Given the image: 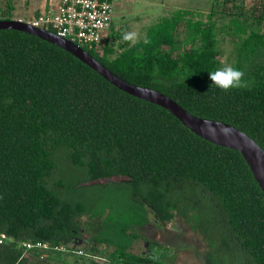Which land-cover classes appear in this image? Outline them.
<instances>
[{
    "label": "trees",
    "instance_id": "1",
    "mask_svg": "<svg viewBox=\"0 0 264 264\" xmlns=\"http://www.w3.org/2000/svg\"><path fill=\"white\" fill-rule=\"evenodd\" d=\"M215 14L203 20L181 8L119 51L81 47L127 82L228 123L264 150V27L228 12V29H218ZM227 30L236 38L231 65L248 86L225 92L210 88L208 71L220 67ZM150 212L159 222L179 217L202 237L207 264H264V195L239 151L199 137L61 47L0 29V233L13 239L0 243V264H38L41 251L22 241L62 252L76 243L82 216L100 219L85 252L102 245L109 264H163L130 250Z\"/></svg>",
    "mask_w": 264,
    "mask_h": 264
},
{
    "label": "rangeland",
    "instance_id": "2",
    "mask_svg": "<svg viewBox=\"0 0 264 264\" xmlns=\"http://www.w3.org/2000/svg\"><path fill=\"white\" fill-rule=\"evenodd\" d=\"M44 0H0V10H6L7 4H13L14 10L12 18L24 16V11H33L38 8ZM182 4L190 10L194 17L207 19V15L214 11L213 21L218 29L225 26L228 29L230 25V13H244L248 18L246 23L251 28L261 29L264 27L263 20L258 19L259 15L264 14V0H115L113 9V25L108 30L103 43H107L115 51H119L120 45H126L122 39L125 32L135 31L138 34V40L144 37L145 29L151 24L157 22L162 16H169L177 4ZM186 4V5H185ZM170 7L168 10L159 9ZM189 7V8H188ZM26 20V19H25ZM114 33L112 35L111 33ZM120 33L121 36H117ZM184 34V22H180L177 28V37L182 39ZM220 49V67L224 64H231L234 58V46L236 38L223 31L218 36ZM103 45V44H102ZM198 46V42L183 46L181 50ZM81 223L79 238L82 243L68 244L62 252L41 251L39 258H34L38 264H109L107 262L108 250L104 246L97 247L98 253L85 252L100 224V219H90L82 216L79 219ZM138 237L131 247L133 253L142 254L153 251L160 255L164 264H206L204 253L206 252L205 242L197 233L190 230L188 225L179 217L172 219L164 224L155 222V217L150 212L149 222L136 229ZM78 239V238H77ZM87 241L88 243H86ZM146 242L149 244L146 245ZM162 251V252H161Z\"/></svg>",
    "mask_w": 264,
    "mask_h": 264
},
{
    "label": "water",
    "instance_id": "3",
    "mask_svg": "<svg viewBox=\"0 0 264 264\" xmlns=\"http://www.w3.org/2000/svg\"><path fill=\"white\" fill-rule=\"evenodd\" d=\"M0 29H15L37 36L68 51L117 88L148 102L157 104L174 115L199 137L241 153L264 195V150L244 131L221 121L197 117L167 95L144 86L127 82L110 71L80 45L60 37L50 30L35 27L20 19H0Z\"/></svg>",
    "mask_w": 264,
    "mask_h": 264
},
{
    "label": "built area",
    "instance_id": "4",
    "mask_svg": "<svg viewBox=\"0 0 264 264\" xmlns=\"http://www.w3.org/2000/svg\"><path fill=\"white\" fill-rule=\"evenodd\" d=\"M115 0H58L54 9L49 8L31 19L29 24L50 30L80 46L98 47L113 25ZM13 240L0 233V243ZM26 249L43 251L50 248L46 242L22 241ZM67 246V245H66ZM65 245L59 250H65Z\"/></svg>",
    "mask_w": 264,
    "mask_h": 264
},
{
    "label": "clouds",
    "instance_id": "5",
    "mask_svg": "<svg viewBox=\"0 0 264 264\" xmlns=\"http://www.w3.org/2000/svg\"><path fill=\"white\" fill-rule=\"evenodd\" d=\"M138 34L135 31L125 32L122 39L126 42L136 43ZM146 44L150 43L147 39ZM245 73L242 70L234 67L231 64H224L222 67L215 70L208 71V78L211 81V87L219 88L222 91H229L230 89L246 88L247 82L244 80Z\"/></svg>",
    "mask_w": 264,
    "mask_h": 264
},
{
    "label": "crops",
    "instance_id": "6",
    "mask_svg": "<svg viewBox=\"0 0 264 264\" xmlns=\"http://www.w3.org/2000/svg\"><path fill=\"white\" fill-rule=\"evenodd\" d=\"M57 2H58V0H44V1H42L41 3H40V5H39V7L38 8H34L33 9V11H27V10H25L24 11V16H17V17H15L14 19H20V20H28V19H31V18H33L34 16H36L37 14H39L40 12H43V11H45V10H47V9H49V8H52V9H54L55 8V6H56V4H57ZM187 4V5H186ZM185 5L186 6H189L190 4H188V3H186ZM178 6L177 7H174V9H173V11L174 10H177V9H186L187 7L186 6H182V4H177ZM12 6V10H11V16H12V13H13V10H14V5L12 4L11 5ZM190 7V6H189ZM188 7V8H189ZM168 9H170V7H165V5H164V7H163V5H162V8L161 9H159L160 11H164V10H168ZM164 16H162L161 18H163Z\"/></svg>",
    "mask_w": 264,
    "mask_h": 264
},
{
    "label": "flooded vegetation",
    "instance_id": "7",
    "mask_svg": "<svg viewBox=\"0 0 264 264\" xmlns=\"http://www.w3.org/2000/svg\"><path fill=\"white\" fill-rule=\"evenodd\" d=\"M114 23V22H113ZM155 222L156 223H159V224H164L165 222H159V220H157V219H155ZM80 232H82V230L80 231ZM80 232H79V234H80ZM79 235L77 234L76 235V237H75V241H76V244L77 243H82V238L80 239L79 237H78ZM78 238V239H77ZM86 243H88L87 241H85ZM89 244V243H88ZM149 243L148 242H146V245H148ZM162 252V251H161ZM142 255L143 256H147V257H149L150 259H152L154 262H157V263H163L164 264V262H162L161 261V259H160V255L159 254H157V253H155V252H153L152 250L151 251H149V254H147V253H142ZM204 258H205V260L207 261V259H206V256H205V253H204ZM206 264H207V262H206Z\"/></svg>",
    "mask_w": 264,
    "mask_h": 264
}]
</instances>
